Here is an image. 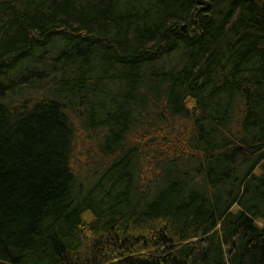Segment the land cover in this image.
<instances>
[{
  "label": "trees",
  "instance_id": "obj_1",
  "mask_svg": "<svg viewBox=\"0 0 264 264\" xmlns=\"http://www.w3.org/2000/svg\"><path fill=\"white\" fill-rule=\"evenodd\" d=\"M0 264H264V0H0Z\"/></svg>",
  "mask_w": 264,
  "mask_h": 264
},
{
  "label": "rangeland",
  "instance_id": "obj_2",
  "mask_svg": "<svg viewBox=\"0 0 264 264\" xmlns=\"http://www.w3.org/2000/svg\"><path fill=\"white\" fill-rule=\"evenodd\" d=\"M82 140H86L84 136L80 137V142H79V148L77 149L76 157H74V165L79 166L81 165L82 161L84 163L85 158H86V146L89 144L88 142H85L84 145L82 143ZM80 160V161H79Z\"/></svg>",
  "mask_w": 264,
  "mask_h": 264
}]
</instances>
